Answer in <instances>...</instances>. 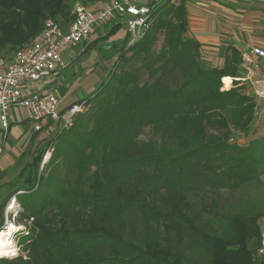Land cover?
<instances>
[{
	"label": "trees",
	"instance_id": "trees-1",
	"mask_svg": "<svg viewBox=\"0 0 264 264\" xmlns=\"http://www.w3.org/2000/svg\"><path fill=\"white\" fill-rule=\"evenodd\" d=\"M76 1L0 0V52L33 42L47 20L71 22ZM171 1L146 3L141 39L131 44L127 33L110 44V74L78 101L84 109L70 128L31 138L29 159L0 204L1 227L6 202L22 192L20 221L31 219L19 239L26 255L0 264H184L195 252L201 264H264L251 249L264 210L221 215L218 201H206L264 174V138L229 142L231 129L245 132L254 120L241 88L220 90L221 79L240 78V55L228 48L220 67H206L186 35L185 0ZM121 28L111 23L85 52Z\"/></svg>",
	"mask_w": 264,
	"mask_h": 264
},
{
	"label": "built area",
	"instance_id": "built-area-1",
	"mask_svg": "<svg viewBox=\"0 0 264 264\" xmlns=\"http://www.w3.org/2000/svg\"><path fill=\"white\" fill-rule=\"evenodd\" d=\"M73 19L66 30L53 21L47 20L36 39L15 51L9 59L0 58V131L10 128L8 115L22 121L35 122L34 130L41 129L40 123L50 121L70 126L76 115L83 110V103H73L63 109L59 108L58 98L53 90H42L40 84L47 77L65 68L62 53L83 42H89L93 33L100 27L121 21L125 24L131 44L141 39L149 25L150 8L141 0H111L100 9L88 10L75 5ZM240 65L245 70L240 78H231L228 87L221 79V90H228L232 81L249 82L253 95L264 105V48L252 47L241 52ZM8 200L4 213L16 216L17 207L21 211L16 196ZM261 239L256 249L258 257L264 261V216L261 218ZM19 225L5 223L0 233L12 227L8 236L10 247L0 251V259H14L20 256L16 241ZM24 236L28 232L22 230ZM1 250V249H0Z\"/></svg>",
	"mask_w": 264,
	"mask_h": 264
},
{
	"label": "crops",
	"instance_id": "crops-1",
	"mask_svg": "<svg viewBox=\"0 0 264 264\" xmlns=\"http://www.w3.org/2000/svg\"><path fill=\"white\" fill-rule=\"evenodd\" d=\"M151 1L158 3L160 0ZM185 9L186 35L198 43L201 61L208 68L220 67L225 56L230 55L228 48L236 51L240 58L244 50L264 48V0H185ZM105 26L95 31L87 44L103 37ZM102 28L103 32H100ZM114 37L120 39L123 34L119 32ZM101 47L85 52L83 44L64 50L62 56L66 67L58 68L57 72L42 81L40 88L55 92L59 108L63 109L86 98L93 86L108 75L116 56L109 57L110 61L105 55L98 58L97 52L104 50ZM239 66L241 77L245 70ZM9 132L0 131L2 141L4 135L7 136L6 142ZM3 151L5 153L2 152L0 157L8 152L7 149Z\"/></svg>",
	"mask_w": 264,
	"mask_h": 264
},
{
	"label": "rangeland",
	"instance_id": "rangeland-1",
	"mask_svg": "<svg viewBox=\"0 0 264 264\" xmlns=\"http://www.w3.org/2000/svg\"><path fill=\"white\" fill-rule=\"evenodd\" d=\"M110 1L111 0H77L76 2L71 4V10H73L75 5H80V6L86 8L88 10H97V9H100L104 4H106ZM141 1L144 2V0H141ZM145 2L149 3V4H154L157 1L152 2L151 0H145ZM171 2L176 3V0H172ZM146 3H144V4H146ZM70 23H71L70 21L63 22V23L60 21L58 22V24L61 26V28L63 30H66L67 27L70 25ZM115 23H121L122 24L121 21H118ZM108 26H110V25L107 24L105 26L106 27L105 29H107ZM100 32H103V28ZM119 32L123 34L122 38L119 39V37H112L109 39L110 40L109 43L106 41L104 43L102 42L103 45H101L102 43L98 44V46L96 48H100V46H102L101 48L104 49V50L101 49L102 51L99 53L97 52L98 58H101L105 55L108 58V60L110 61L109 57L116 56L108 48L112 42H115V41L121 42V40L127 34L126 27H125L124 23L122 24V28L120 29ZM94 33H93V35H94ZM106 43H108L107 46H105ZM161 43H162V36L159 37L158 43L155 46L156 51H158L160 49ZM83 44L85 47L87 42H83L79 45H83ZM69 49H72V48H69ZM12 54L13 53H9L7 51L6 52H0V58L9 59L12 56ZM240 63H241V60H240ZM110 64H111V62H110ZM112 67H113V63H112ZM109 74H110V72L108 73V75ZM243 74H245V72H243ZM108 75H106V77L103 78L102 82L106 81V78L108 77ZM144 79H145V77L142 76V80H144ZM225 79H227V78H224L223 80H225ZM229 79H231V78L229 77ZM102 82L100 81V82H98V84L93 86L92 91L89 92L90 94L88 96L96 93ZM233 82L234 81H232V84L230 85L229 89H232L234 87L241 88L240 89L241 94L246 96V97L253 99V102H254V109H253L254 120H253L252 124L249 126L248 130L245 132H239V131H236L233 129L230 130L229 142L236 144V145H239V146H246L252 140L264 138V105H263V102L258 100L253 95L252 85L249 82L238 81L236 86H234ZM228 90H221V91H228ZM83 109H84V103H83ZM18 116H19L18 117L19 119L15 120L10 115H8V120H9L11 126L9 128L10 132L6 131L7 133L9 132L6 142H4V141H5V138L7 136L3 135L4 140L2 141L1 135H0V154H2V152H4L3 151L4 149L8 150V152L6 154H4L5 153L4 152L3 153L4 155H2L0 157V174H1L0 176L2 177L0 179V204L3 203L4 200H6L8 198V195L10 194L11 190H13L11 187H8V183H10L11 180H13L15 178V176L19 172V169L29 159V155L26 152L30 149V141H31V138L33 137V135L35 134V132H40V133H39V136L34 141V144L38 143V140L42 137V135H44L46 133L45 130L54 128L55 130H54L53 134H57L61 130H66V129L70 128L73 124V122H72L70 126L63 127L61 123L57 124V123L50 122V121H43L40 123L41 129L39 131H35L34 130V125H35L34 121L26 120L25 123L22 124L21 123L22 117L20 115H18ZM7 133H4V134L6 135ZM148 137H149L148 136V130L145 129L143 131V133L141 134L139 139L144 141V140H147ZM2 142H4V143H2ZM44 147L47 148L46 144L45 145L42 144L40 146V149H42ZM51 151L52 150L50 148L45 150L42 163L40 164L39 172H41L43 163H45L48 160V158L51 154ZM9 153H12V155L11 154L9 155ZM7 156H8V159H7ZM47 156H48V158L46 159ZM11 197L12 196H10L9 199H11ZM206 201L208 203H211L212 201H218L217 206H216V209H217L216 211L218 212V214H221V215L222 214H228V213L233 214V213H237V212H248L250 210H252V211L264 210V174L261 175L259 177V180L256 182H253L249 185L243 186L234 192L221 191L216 197L209 196L208 198H206ZM18 204H19V202H18ZM15 209L17 210V213H18L16 216L7 215L4 213V210H3V218H2V222H1V227L4 226L5 223H7V224L8 223H10V224L14 223L16 225H19L18 227H20V229H19L20 231H18L16 234V241H17L16 243L18 245V248L20 249L19 250L20 256H25L26 253H24V251L22 250L19 239L22 236H24L22 230L25 229V231L29 233L31 219L30 220L29 219H22L20 221L22 209H21V211L18 210L17 207ZM211 216H212V214H205L204 219L205 220L210 219ZM261 220L262 219L260 218L258 220V223H257L259 231H260V238H259V240L255 241L256 242L255 246L253 244L251 245V249L254 250L253 251V257H252L253 260L256 262L262 263L261 258L258 257L256 254V249H257V247L260 243V239H261V225H262ZM141 229H142V227H138V225H137V227H135V230H141ZM192 253H194V252H192ZM195 254H197V255H195ZM195 254H188V257L186 256V260H185L184 264H201L202 259L200 258V255L197 252H195ZM204 260H205V258H204Z\"/></svg>",
	"mask_w": 264,
	"mask_h": 264
},
{
	"label": "bare ground",
	"instance_id": "bare-ground-1",
	"mask_svg": "<svg viewBox=\"0 0 264 264\" xmlns=\"http://www.w3.org/2000/svg\"><path fill=\"white\" fill-rule=\"evenodd\" d=\"M223 83L226 85V87H228L230 84V79L227 78V79L223 80ZM47 158H48V156L46 157V159ZM11 229H12V227L6 228V230H2L0 233V249H1L0 251H2L4 253L6 250H8L10 248V247H6V246H8V244H7L9 242L8 236L11 234Z\"/></svg>",
	"mask_w": 264,
	"mask_h": 264
}]
</instances>
